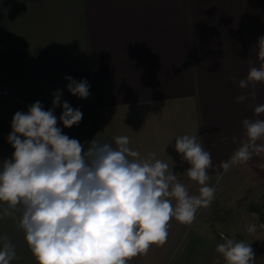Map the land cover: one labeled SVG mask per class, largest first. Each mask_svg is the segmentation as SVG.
Returning <instances> with one entry per match:
<instances>
[{
	"label": "crops",
	"instance_id": "1",
	"mask_svg": "<svg viewBox=\"0 0 264 264\" xmlns=\"http://www.w3.org/2000/svg\"><path fill=\"white\" fill-rule=\"evenodd\" d=\"M261 36L264 0H0V161L14 152L7 139L14 114L39 101L85 150L92 139L115 147L116 136H128L141 158L154 152L198 195V183L183 174L190 165L175 150L176 137L196 135L211 153L215 199L191 225L173 218L167 242L129 264H225L215 251L223 242L214 223L217 187L235 173L264 181V169L257 167L262 155L232 167L217 183L219 164L243 138L242 121L264 119L254 114V106L264 104V83L242 90L228 77L238 82L250 66H259ZM66 76L86 80L90 95H72ZM57 91L61 104L53 108ZM251 91L254 100L236 101ZM65 101L83 113L71 128L59 121ZM21 251L27 264H38L27 244Z\"/></svg>",
	"mask_w": 264,
	"mask_h": 264
},
{
	"label": "clouds",
	"instance_id": "2",
	"mask_svg": "<svg viewBox=\"0 0 264 264\" xmlns=\"http://www.w3.org/2000/svg\"><path fill=\"white\" fill-rule=\"evenodd\" d=\"M257 48L259 66H250L246 78L238 82L235 75L228 77L242 90L264 83V36ZM65 79L72 95H90L86 80ZM53 95L55 108L62 93ZM255 96V91L242 93L236 101ZM62 108L59 121L64 127L81 122L82 111L66 101ZM254 114H264V104L254 106ZM57 125L53 111L44 110L39 101L26 113L17 111L7 138L14 152L11 159L0 161V218L20 213L17 227L38 264H129L132 258L146 255L152 245L167 242L173 218L191 225L198 210L215 199L217 189L209 185L211 153L196 135L175 138V150L190 165L183 174L199 185L198 195H192L178 181L173 166L157 159L154 152L141 158L129 146L128 136H116L115 147L92 139L85 150ZM242 127L239 146L217 168V183L232 167L264 155V119H244ZM257 167L264 169V163ZM253 216L257 223L247 226L250 234L264 229L259 215ZM215 251L225 264L256 261L251 243L235 238L223 237ZM18 258L15 245L7 235H0V264Z\"/></svg>",
	"mask_w": 264,
	"mask_h": 264
},
{
	"label": "rangeland",
	"instance_id": "3",
	"mask_svg": "<svg viewBox=\"0 0 264 264\" xmlns=\"http://www.w3.org/2000/svg\"><path fill=\"white\" fill-rule=\"evenodd\" d=\"M217 188L218 213L215 214V222L218 224L220 239L223 237L235 238L251 243L255 251V264H264V229L258 228L253 234L247 232V226L257 223L253 213L259 215V222L264 223V181L254 183L248 181L243 175L235 173L222 179ZM18 221H0V235H7L10 242L15 245L18 260L27 264L28 256L25 251V234L17 227ZM5 227H7L5 229ZM13 233V234H12ZM28 249V248H27ZM21 256V257H20Z\"/></svg>",
	"mask_w": 264,
	"mask_h": 264
}]
</instances>
